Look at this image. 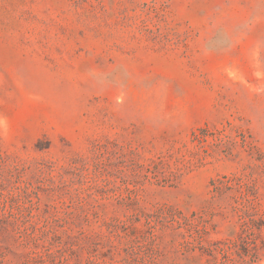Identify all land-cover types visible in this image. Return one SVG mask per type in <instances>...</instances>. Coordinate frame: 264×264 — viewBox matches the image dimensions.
I'll return each mask as SVG.
<instances>
[{
    "label": "rangeland",
    "instance_id": "obj_1",
    "mask_svg": "<svg viewBox=\"0 0 264 264\" xmlns=\"http://www.w3.org/2000/svg\"><path fill=\"white\" fill-rule=\"evenodd\" d=\"M0 264H264V0H0Z\"/></svg>",
    "mask_w": 264,
    "mask_h": 264
}]
</instances>
